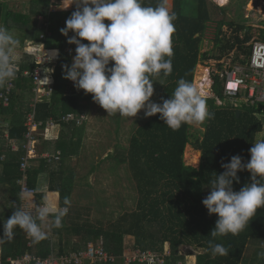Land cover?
I'll list each match as a JSON object with an SVG mask.
<instances>
[{"label": "trees", "instance_id": "trees-1", "mask_svg": "<svg viewBox=\"0 0 264 264\" xmlns=\"http://www.w3.org/2000/svg\"><path fill=\"white\" fill-rule=\"evenodd\" d=\"M10 1L15 0H0V25L19 39L18 48L28 42L43 45L47 56L53 50H58L60 54L49 59L47 67L45 66L43 76L51 78L52 90L48 99L35 104V121L42 122L40 134L43 133L48 120L60 125L61 130L57 139L45 142V146L36 150L39 155L50 151L52 157L58 156V160L52 159L48 162L43 157L37 160L29 159V168L22 172L21 162L26 157L28 132L25 123L32 110L30 102L35 97L32 79L24 73H33L40 65L33 58L16 64L17 77L8 82L12 83L13 88L8 94L7 106L3 105L0 97V118L8 122L6 129H0V139H3L1 136L7 135V140L14 141L18 146L16 152L10 147L0 148V237L3 236V221L12 215L16 207L31 209L25 206L27 198H34L43 203L46 193L51 192L58 197V204L54 207H65V197L71 203L68 213L62 219L63 226L54 227L52 231L56 240L47 237L39 243H34L24 230L14 229V238L0 245V264H23L20 260L27 255L31 256L28 264H35L38 259L78 253L86 250L88 244L97 246L100 243L108 255L118 258L114 264H122L126 239L132 241V252L150 251L162 260L161 264H178L184 260L178 254L180 247L202 250V253L196 256V264H247L248 250L252 245L257 249L254 250L251 263L258 262L256 255L261 253L260 247H264V208L257 209L248 226L238 235L217 237L214 242L228 247L229 254L213 258L208 241L213 239L210 232L214 229L218 216L209 214L202 200L209 194L211 182L216 174L224 171L222 163H228L234 155L241 156L245 163L250 160L249 149L252 143L256 142L257 135L263 131L259 116L264 115V105L217 106L216 98L223 99L222 82L218 75L222 65L217 63L218 72L215 70L211 74L213 97L205 98L214 118L205 121L201 137L193 136L188 124L172 131L159 118V114L151 116L135 129L129 139L128 148L114 147L102 160L108 163L107 168L112 167V175L108 178L110 180L112 177L113 184L96 190L87 177L99 169L97 166L91 165L88 173L79 177L70 165L73 156L79 154L84 137L86 122L81 118L89 114L93 105L90 104L93 102L92 94H86L82 89L71 85L70 80L64 78L62 69V65L71 66L73 54L69 50L75 49V45L67 43L68 38L61 34L60 29L65 27L66 19L75 9L58 10L61 0H28V13L22 14L10 7ZM192 1L174 0L172 11L177 14V19L174 21L176 31L172 36V73L167 77L162 74L153 77L154 81L163 82L158 86L159 90L157 89V103H161L162 98L169 99L172 96L179 79L183 78L193 84L199 64L221 61L232 51L235 53L232 61L235 62L239 53H249L250 47H247V44L254 37L251 27L253 23H227L225 10H208L205 0H200V8L196 9L193 8ZM158 2L159 0H143L145 6H155ZM54 5H57V10L51 11L50 7ZM187 5L193 8V13L186 10ZM210 11L216 12L215 17L212 15V20L216 21L217 16L221 15V19L217 21L214 39V49L218 51V55L202 52L207 22L211 20ZM30 16L41 17L42 26L31 23ZM104 23L108 24L110 21L105 20ZM260 23L264 27V21ZM224 26L232 30L228 38L223 34ZM72 35L73 33L69 32L68 36ZM257 40L264 42V28L259 30ZM111 66L112 62L109 64V67ZM6 85L0 88V96L5 95ZM237 111L240 112L238 117ZM68 115H73L74 118L63 121ZM117 116H114L113 125L119 128L125 118ZM41 137L38 134L35 138L37 140L42 139ZM187 146L200 153L198 168L184 163L183 156ZM120 171L128 174L122 176ZM237 175L240 182L233 183L234 191H239L242 186L252 182L250 173L246 170L238 172ZM23 178L26 179L28 188L34 190L33 196L21 195L18 182ZM121 180H127L130 185L134 183V209L128 211L124 208L125 211L115 218L110 215L92 219L93 209L89 205L93 202L99 207L107 203L105 200L108 204L112 202L116 205L114 202L117 195L110 194L109 191L113 186L120 187ZM84 189L94 191L93 196L86 195ZM74 238H77L78 242H74ZM166 244L170 248V255L163 258Z\"/></svg>", "mask_w": 264, "mask_h": 264}, {"label": "clouds", "instance_id": "clouds-1", "mask_svg": "<svg viewBox=\"0 0 264 264\" xmlns=\"http://www.w3.org/2000/svg\"><path fill=\"white\" fill-rule=\"evenodd\" d=\"M59 5L61 10L75 6L65 27L60 29L68 38L67 43L75 45L71 66L62 65L64 78L72 81L75 88L92 94L93 101L107 116L132 118L143 110L145 117L159 114L172 131L183 124L199 125L214 118L205 97L183 78L177 81L169 99L162 98L161 103L150 100L154 94L153 77L172 73V36L177 14L167 6V0H159L155 6H145L143 0H61ZM105 20L110 23L105 24ZM69 32L73 33L70 37ZM19 46V39L0 25V88L17 77L15 52ZM59 55L58 50H53L47 58ZM45 80L48 84L47 76ZM38 102L42 101H34L32 105ZM249 155L246 163L239 155L222 163L224 171L216 174L209 194L202 200L208 213L218 216L210 232L213 239L208 241L213 258L229 254L228 247L214 242L217 237L238 235L257 209L264 208V138L252 143ZM245 170L252 182L234 191L233 183L240 182L237 173ZM63 203L65 207L45 203L35 212L16 207L3 221L0 245L11 241L17 228L24 230L34 243L46 239L48 234L43 225L50 222L51 227L63 226L62 219L71 202L65 197ZM259 255L264 256V252Z\"/></svg>", "mask_w": 264, "mask_h": 264}, {"label": "rangeland", "instance_id": "rangeland-1", "mask_svg": "<svg viewBox=\"0 0 264 264\" xmlns=\"http://www.w3.org/2000/svg\"><path fill=\"white\" fill-rule=\"evenodd\" d=\"M8 1V0H7ZM244 1V0H243ZM239 3L238 5L235 6L232 14L234 16V20L236 22L240 23H248L249 22L253 23L251 25L252 29V34L254 35L253 39H257L258 32L259 30L263 29V25L260 24L261 21H264V10H243L244 2ZM12 2L10 4V7L14 10H18L22 14H27L29 10V2L28 0H15V1H10ZM260 3V2H259ZM242 5V7H241ZM57 6V5H56ZM55 5L53 7H50V10H57V7ZM75 9V6H69L67 10H73ZM194 8V6H193ZM193 8L189 7L188 5L186 6V10H190L189 13H193ZM60 8H58L59 10ZM246 11V12H244ZM246 14V15H245ZM245 15V17H244ZM243 17V18H240ZM226 18V15H225ZM221 19V15L217 16V20L212 23V26L209 24L207 25V31L204 35L203 38V43H202V52H209L210 54L213 55H218V51L214 49V39H215V34H216V28H217V21ZM30 22L34 23L36 26L41 27L42 26V18L41 17H32L30 16ZM223 34L228 38L232 34L231 28L228 26L223 27ZM243 34V33H242ZM70 52H72L73 57L75 55V49H70ZM234 51H232L230 54H232ZM15 63L16 64H21L24 61L30 60L33 58V60L37 62H42L46 61L47 59V64L49 63V59L47 58V55L45 53L43 45H34L26 42L22 48H17L15 52ZM73 57L71 58V64L73 62ZM217 61H209L205 62L204 64H199L196 67L195 71V76H194V81L193 85L201 91L203 90L201 87H198V85H203V83L200 79L206 75V78L208 80V87L207 89H204L206 91L205 94H202L205 98H212L213 94L211 92V86H212V81H211V74L217 71L216 67ZM47 67V66H46ZM206 71V72H205ZM204 74V75H203ZM51 78L49 79V83L51 82ZM71 85H74L72 81H70ZM163 84L162 81H155L153 82V87H154V94L150 98L151 101L157 102L158 100V94H157V89L159 90L158 86H161ZM33 91H35V87L33 88ZM44 92V90L42 89ZM47 91V90H46ZM48 99V97H45ZM156 98V99H155ZM31 105L33 101L30 102ZM90 104H93L92 107L89 110V114L85 117H82L81 119L84 118L85 120V132H84V137L82 139L81 143V149L79 151V154L77 156H73L71 159V168L75 170V174L79 177L85 176V174L88 173V169L90 168L91 165L97 166L99 169L101 167V170L94 171L89 174L87 177V180L89 181L92 186L94 185L96 190L100 188H106L107 185L111 186L113 184V179L112 177L109 180V175L112 172V167H108L107 162H103L107 157V154L111 151H113L114 147H120V148H128L129 145V139L131 136L134 134L135 129L140 127L144 121L149 119L150 117H145L144 111L140 110L135 117L129 118V117H124L118 115L117 118L122 117L125 118L120 124L119 128L116 127V125H113V120L114 116H107V112L100 107L97 103L94 101L91 102ZM30 105V106H31ZM264 112V109H263ZM73 118L74 116L71 115ZM259 118L261 119L263 123V131L259 133L256 137V141L264 138V115H260ZM205 123V122H204ZM203 123V124H204ZM203 124H192L190 133L193 136H196L198 138L201 137L202 132H204ZM7 125V122H4L2 118H0V129H5ZM8 126V125H7ZM61 130V128H60ZM60 131H58L59 133ZM40 135L39 130L37 132L32 131V135L34 137L33 141L30 142L29 144L26 143L25 145V150H26V157L37 160L38 156L36 153V150H40L42 146H44L45 140L44 137L42 136V139H37L36 136ZM58 135V134H57ZM1 138H3L1 136ZM194 139V138H193ZM28 145V147H27ZM0 146L1 149H7L8 146H11V148L14 146L18 148L16 143L11 140H2L0 139ZM13 147V150H14ZM33 149V151H28L29 149ZM52 148V147H51ZM38 152V151H37ZM46 153H49L51 155L50 151H47ZM34 155V157H33ZM52 156V155H51ZM40 157V156H39ZM42 158V156H41ZM183 161L187 166H191L194 168H198L199 162H200V153L198 151H195L191 148V146H187L184 152L183 156ZM122 169V168H120ZM125 170V169H124ZM111 171V172H110ZM127 172V171H126ZM122 176L128 174L125 173L124 171L119 172ZM112 175V174H111ZM112 179V180H111ZM134 188V183L129 184L127 180H121V186L115 188H111L109 191L110 194L117 195L115 198L116 205L112 204V202H109L105 200L107 203H104L102 207L97 206L96 203H92L89 206L92 207L93 211L91 213L92 219L95 218H101L103 217H110V215L113 216V218L117 217L119 214H122L125 210L132 211L135 206V192L133 190ZM85 194L88 195L89 197H92L94 194V191H90L88 189H84ZM88 192V193H87ZM99 198V197H97ZM28 201L25 203V206L31 207V209L35 212L36 208L38 206L44 205V203H40L36 201L34 198H27ZM34 199V200H33ZM120 203V206H119ZM125 208V210H124ZM7 219V217L5 218ZM43 230L48 234L47 237H49L51 240H56V237L53 234L54 227H51L50 222L43 225ZM74 242H78L77 238L73 239ZM125 248H124V253L128 254L129 251H132L131 245L132 241L129 239H126L124 241ZM88 245H93V244H88ZM257 247L255 245L250 246L248 250V256L246 263L247 264H252V255L254 254V250H256ZM134 250L133 252H135ZM260 252H264V247H260ZM202 250L197 249L195 247H180L178 249V254L181 256L184 260H181L178 264H196V256L201 254ZM164 254L165 256L170 255V250L167 245H165L164 249ZM29 258L31 256L27 255ZM256 259L258 262H254L255 264H264V256H260L259 254L256 255ZM89 264V262H88ZM91 264V263H90ZM161 264V263H158Z\"/></svg>", "mask_w": 264, "mask_h": 264}, {"label": "built area", "instance_id": "built-area-1", "mask_svg": "<svg viewBox=\"0 0 264 264\" xmlns=\"http://www.w3.org/2000/svg\"><path fill=\"white\" fill-rule=\"evenodd\" d=\"M247 47H250L249 53H239L237 61H232L233 57L235 56V53L233 52L232 54L223 58L221 61L217 62L222 65V69L219 72H216H218L223 87V99L221 100L216 98L217 106H225L227 104H230L233 107H253L258 104L264 105V42L253 39L250 43L247 44ZM36 63L40 65V67H37L33 73L25 72L24 75L30 77L35 86V94L37 95L35 101H43L44 99H46L45 97H49L52 90V83L50 82V84H47L45 77L43 76V72L47 64V59L46 61L42 62L36 61ZM12 88V83H8L5 87V95L2 94L0 96L2 98L4 106H7L8 104V94L11 92ZM42 89L44 90V92L42 91ZM30 108L32 110L28 114L25 123L28 131L26 134V140L28 144L34 139L32 131L37 132L42 126V122L35 121V105H31ZM71 118L72 116L68 115L63 118V121H68ZM57 126L60 125H57L52 120H48L45 123L44 130L46 131L47 129H51ZM28 151L31 152L33 151V149L31 148ZM43 158H46L48 162H51L52 159L58 160V156L52 157L50 154H44ZM29 159L30 158L28 157L22 159V172H26L27 168H29L27 163ZM18 185L20 186L22 196L34 195V190L28 188L25 178L19 181ZM85 257L94 259L96 258L103 261L111 260V258L106 257V255L101 250L94 251L90 249L85 254ZM165 257V254H163V258ZM134 260L147 262L149 264L162 263V260L160 258H157L149 252H138L133 258L127 259L126 264ZM72 263H80V258H78V256L76 255L69 257H59L55 259L51 258L47 262H39L38 264Z\"/></svg>", "mask_w": 264, "mask_h": 264}, {"label": "crops", "instance_id": "crops-1", "mask_svg": "<svg viewBox=\"0 0 264 264\" xmlns=\"http://www.w3.org/2000/svg\"><path fill=\"white\" fill-rule=\"evenodd\" d=\"M192 1V0H191ZM242 1L243 0H225V3H221V2H219V0H205V5H206V7H207V9L208 10H218L217 8H219V9H222V10H225V15H226V18H225V20H228L229 22H227V23H230V22H232V21H235L234 20V16H233V14H232V12L234 11H236V10H234V8H235V6L236 5H238L239 3H242ZM193 2V5H194V7L196 8V9H199L200 8V6H199V4H200V0H193L192 1ZM244 2V6H243V10H264V0H244L243 1ZM260 2V3H259ZM225 4V5H224ZM222 5V6H221ZM224 5V6H223ZM167 6H169L170 8H171V10H173V6H174V0H167ZM241 7H242V5H241ZM74 9V8H73ZM211 13H210V15H211V20L209 21V22H207V25L209 24L210 26H212V23H214V21L215 20H212V15H214L213 17H215V14H216V12H213L212 13V11H210ZM244 12H246V11H244ZM246 15V14H245ZM245 15H244V17H245ZM240 18H243V17H240ZM262 22V21H261ZM261 25H262V23H260ZM73 57V56H72ZM35 93V92H34ZM36 97H37V95L35 94V99H34V101L36 100ZM33 101V102H34ZM33 104V103H32ZM27 119V118H26ZM4 122H6V121H4ZM7 125H8V122H7ZM6 125V127H8ZM6 127H5V129H6ZM60 126H57V127H54V128H51V129H47L46 131L44 130L43 131V133H41L40 135L41 136H43L44 137V140H45V142H48V141H54L55 139H57L58 138V136H59V133H58V131H60ZM3 129V128H2ZM58 134V135H57ZM2 140H7V135L6 136H4L3 137V139ZM46 144L44 143V146H45ZM8 147H10V149L13 151V152H16L17 150H18V148H16V147H14V150H13V147L11 148V146H8ZM0 148H1V146H0ZM37 153V152H36ZM44 154H49V153H44ZM44 154H38L37 153V155L38 156H36V157H38L39 158V156L41 157H43V155ZM33 157H34V155H33ZM1 169H2V167L0 166V171H1ZM43 203L45 204V203H49V204H51L53 207L56 205V204H58V197L54 194V193H51V192H47L46 193V195H45V197H44V200H43ZM89 246H92V247H102L103 248V246H102V244L100 243L99 245H97V246H94V245H88L87 246V248L89 247ZM86 248V249H87ZM103 250H104V248H103ZM85 251V250H84ZM105 251V250H104ZM136 251H139V252H142V251H140V250H136ZM135 251V252H136ZM81 252H83V251H81ZM106 252V251H105ZM135 252H132V251H129L128 252V254H125L124 252H123V254H124V256H123V258H122V261H123V263L122 264H125L124 262H125V258L126 257H128V256H130V255H134L135 254ZM147 252H150V251H147ZM74 253H77V252H74ZM79 253V252H78ZM150 253H152V252H150ZM107 254V253H106ZM108 255V254H107ZM154 255V254H153ZM30 256V255H29ZM109 256H111V255H109ZM111 257H113L114 258V261L113 262H107V263H112V264H114L115 263V261L118 259V258H116V257H114V256H111ZM136 262H138V263H142V264H149V263H147V262H139V261H136ZM97 263H99V262H97ZM100 263H104V262H100ZM90 264V263H89ZM91 264H96V263H91Z\"/></svg>", "mask_w": 264, "mask_h": 264}, {"label": "bare ground", "instance_id": "bare-ground-1", "mask_svg": "<svg viewBox=\"0 0 264 264\" xmlns=\"http://www.w3.org/2000/svg\"><path fill=\"white\" fill-rule=\"evenodd\" d=\"M219 2H221L222 4L223 3H225V0H219ZM225 5V4H224ZM223 5V6H224ZM222 6V5H221ZM206 72V71H205ZM204 75V74H203ZM203 83H205V84H203V85H198V87H201L203 90L201 91V93L202 94H205L206 93V91L204 90V89H207V87H208V80H207V78H206V75H204L201 79H200ZM90 249H92V250H94V251H98V250H101L105 255H106V257H108V258H111V260H108V261H103V260H98V259H94V258H89V257H85V254L88 252V250H90ZM139 251H136L135 252V254L134 255H130V256H128V257H126L125 258V264H126V261H127V259H131V258H133L137 253H138ZM150 253V252H149ZM152 254V253H151ZM74 255H76V256H78V258H80V263H76V264H83L84 262H89V263H97V262H104V263H107V262H113L114 261V258L113 257H111V256H109V255H107L106 254V252L103 250V248L102 247H92V246H89L85 251H83V252H79V253H68V254H65V255H63V256H60V257H69V256H74ZM153 255V254H152ZM51 258H59V257H53V256H51V257H49V258H47V259H45V260H42V259H38V260H36L35 261V264H38L39 262H41V263H44V262H47L49 259H51ZM26 259H27V261H26ZM31 261V258H29L28 256H25L24 258H22L21 260H20V262H22L23 264H28L29 262ZM136 261H139V260H134V261H130L128 264H130V263H133V262H136ZM140 262V261H139ZM72 264H75V263H72Z\"/></svg>", "mask_w": 264, "mask_h": 264}, {"label": "water", "instance_id": "water-1", "mask_svg": "<svg viewBox=\"0 0 264 264\" xmlns=\"http://www.w3.org/2000/svg\"><path fill=\"white\" fill-rule=\"evenodd\" d=\"M226 22H229L228 20H226ZM239 114H240V112L239 111H237L236 112V117H238L239 116Z\"/></svg>", "mask_w": 264, "mask_h": 264}]
</instances>
